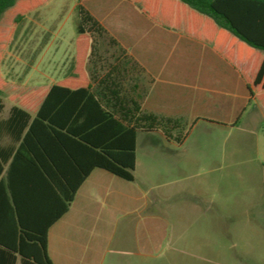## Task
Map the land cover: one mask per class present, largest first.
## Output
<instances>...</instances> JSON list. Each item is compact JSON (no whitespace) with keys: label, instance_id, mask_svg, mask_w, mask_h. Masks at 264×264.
I'll use <instances>...</instances> for the list:
<instances>
[{"label":"crops","instance_id":"0c3cea01","mask_svg":"<svg viewBox=\"0 0 264 264\" xmlns=\"http://www.w3.org/2000/svg\"><path fill=\"white\" fill-rule=\"evenodd\" d=\"M140 13L152 23L173 32L156 31L154 37L161 42H151L150 46L138 49L141 30L134 19L118 15L101 20L93 15L103 26V36L114 48L116 61L100 75L93 60L94 54L99 52L95 46L87 58L86 72L103 78L116 64L118 69L111 75L122 84V91L136 102L141 112L153 115L158 122L151 131L138 132L134 180H125L100 167L93 168L85 176L66 212L48 228L47 252L52 264H103L107 253H124L118 246H124L128 239L132 246L138 248V253L133 250L137 257L155 256L151 248H156L165 232L173 228L175 207L173 191H166L163 206L160 201L164 192L157 189L164 184L183 181L190 175L184 169L189 166V157L186 156V137L182 136L180 129L201 121L227 130L228 135L237 129L251 133L261 131L264 107L252 96L247 84V77L251 79L264 60L261 50L255 49L250 53L252 55L242 72L210 43L157 24L141 10ZM231 38L229 36L225 50ZM235 46L250 52L238 43ZM129 47L133 52H129ZM233 51L236 54L235 49ZM71 67L64 78L51 84L20 85L51 86L64 80ZM255 93L264 97V90ZM1 96L4 108L0 112V120H3L8 118L14 103L6 95ZM68 144L65 148L61 144L55 147L59 153L56 159L63 176L67 180H76L80 175L78 166L92 164L93 150L78 141ZM156 148L166 152L163 159L155 157ZM15 151L14 127L0 123V264H23V258L15 251V243L10 236L15 220L14 166L22 168L27 161L20 157L15 162ZM201 156L197 162L193 161L197 167L194 174L201 178L199 181L209 176V181L214 183L216 159ZM159 164L164 165L161 172L165 176L160 182L156 179L158 170H153V166ZM32 174L37 177L32 175L33 180H38L42 174L44 176L39 164L36 173ZM59 179L62 180L61 177ZM54 194L60 203L59 193L54 190ZM44 198L39 206L47 214L55 206L49 201V196L44 195ZM209 199L211 204H217L216 195ZM210 209L200 207L199 220H204ZM220 213L219 208L214 209L211 219L215 220ZM212 225L220 226L216 221Z\"/></svg>","mask_w":264,"mask_h":264},{"label":"trees","instance_id":"16d2710c","mask_svg":"<svg viewBox=\"0 0 264 264\" xmlns=\"http://www.w3.org/2000/svg\"><path fill=\"white\" fill-rule=\"evenodd\" d=\"M48 1L0 0V62L15 26L23 22L29 11ZM129 1L136 3L153 22L210 43L242 72L250 53L255 49L264 53V0ZM78 9L75 54L70 74L64 80L51 86L18 87L0 75V112L4 108L1 95L14 103L8 118L0 123L14 127L15 162L20 157L27 161L22 168L14 166L15 220L10 236L23 264H28V260L30 264H52L47 252L48 228L66 212L93 168L134 180L138 132L151 131L158 122L153 115L141 112L122 91V84L111 75L118 69L116 64L103 78L87 74L86 61L95 47L92 33L103 36L104 28L82 5ZM229 36L232 38L225 50ZM110 42L115 43L114 39ZM235 43L250 52H244ZM247 84L252 96L264 107V97L255 93L264 90V60L255 75L247 77ZM75 141L92 147V164L78 166L77 179L67 180L57 162L59 153L55 147L61 144L65 148ZM37 164L44 176L33 180ZM54 190L60 195V203ZM44 195L55 206L47 214L39 206Z\"/></svg>","mask_w":264,"mask_h":264},{"label":"rangeland","instance_id":"374dc122","mask_svg":"<svg viewBox=\"0 0 264 264\" xmlns=\"http://www.w3.org/2000/svg\"><path fill=\"white\" fill-rule=\"evenodd\" d=\"M79 5L101 20L118 15L134 19L141 30L138 49L151 42L159 44L161 41L154 37L156 31L173 32L149 21L129 0H49L29 11L15 26L1 58V77L18 87L51 84L64 78L74 55ZM92 34L99 49L93 60L102 75L116 61V53L107 38ZM129 52H133L130 47ZM260 126L259 133L237 129L229 135L227 130L201 121L183 126L180 130L186 137L189 157V166L184 169L190 175L157 189L164 192L160 201L163 206L166 191L174 193L173 228L165 232L156 248H151L155 256L137 257L133 250L138 253V248L128 239L124 246H118L125 252L107 253L103 264H264V119H260ZM154 154L160 159L166 156L158 148ZM200 155L216 159L214 183L209 176L199 181L201 178L194 174ZM163 166H153L159 182L165 179ZM212 195L217 198L215 205L209 199ZM200 207L211 208L204 220H199ZM218 208L220 215L211 219L212 211ZM215 221L220 226L214 227Z\"/></svg>","mask_w":264,"mask_h":264}]
</instances>
